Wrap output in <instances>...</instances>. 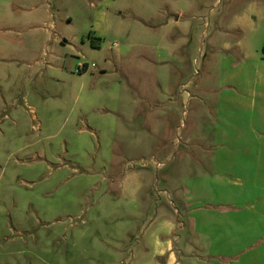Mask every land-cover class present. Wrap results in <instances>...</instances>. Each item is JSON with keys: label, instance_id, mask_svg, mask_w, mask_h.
I'll list each match as a JSON object with an SVG mask.
<instances>
[{"label": "rangeland", "instance_id": "obj_1", "mask_svg": "<svg viewBox=\"0 0 264 264\" xmlns=\"http://www.w3.org/2000/svg\"><path fill=\"white\" fill-rule=\"evenodd\" d=\"M241 41L264 57V0H0V264L205 253L156 213L187 218L163 178L189 179L181 126L218 113Z\"/></svg>", "mask_w": 264, "mask_h": 264}, {"label": "crops", "instance_id": "obj_2", "mask_svg": "<svg viewBox=\"0 0 264 264\" xmlns=\"http://www.w3.org/2000/svg\"><path fill=\"white\" fill-rule=\"evenodd\" d=\"M237 47L240 57L222 81L218 113L197 115L191 128L182 124L189 130L178 143L189 147L187 160L161 164L188 168L189 179L173 181L166 174L168 190L161 191L177 200L182 210H176L187 218L161 208L156 219L164 220L167 230L186 228L188 222L192 234L204 240L205 253L197 244L185 252L194 258L190 264H264V57L252 61L243 41ZM191 87L186 93L191 100L207 90L196 83ZM202 104L210 107L206 100ZM156 245L158 264H181L169 240L158 238Z\"/></svg>", "mask_w": 264, "mask_h": 264}]
</instances>
